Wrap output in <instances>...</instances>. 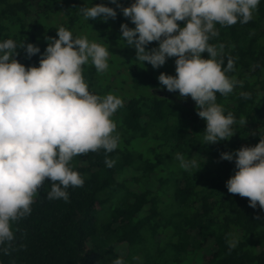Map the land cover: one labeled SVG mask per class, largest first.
Instances as JSON below:
<instances>
[{
  "label": "trees",
  "instance_id": "obj_1",
  "mask_svg": "<svg viewBox=\"0 0 264 264\" xmlns=\"http://www.w3.org/2000/svg\"><path fill=\"white\" fill-rule=\"evenodd\" d=\"M118 2L128 6L132 0ZM98 3L115 8L109 0H0V40L31 42L43 52L45 37H56L63 26L108 47L112 68L98 73L89 61L82 74L89 91L123 100L112 117L117 148L72 158L84 183L69 186L67 200L49 199L46 180L29 214L10 221L13 239L0 243V264H111L117 257L125 264H264V211L227 191L235 165L219 159L221 152L254 146L264 131V0L251 20L217 24L218 34L209 40L222 68L233 60L226 75L240 81L216 96L235 118L234 134L211 144L203 141L205 122L195 102L159 85L161 72L175 75V57L155 69L135 60L119 27L134 25L119 9L107 21L78 13L82 4ZM17 50L18 62L38 66L39 54L27 58L23 48ZM110 76L119 84L102 83ZM177 154L195 159L196 166L181 168Z\"/></svg>",
  "mask_w": 264,
  "mask_h": 264
},
{
  "label": "clouds",
  "instance_id": "obj_2",
  "mask_svg": "<svg viewBox=\"0 0 264 264\" xmlns=\"http://www.w3.org/2000/svg\"><path fill=\"white\" fill-rule=\"evenodd\" d=\"M260 0H132L128 6L109 0L82 4L78 13L85 19H115L116 9L134 25L120 24L125 45L135 49V60L154 69L174 59L175 75L161 72L157 80L163 89L190 97L198 117L205 122L203 141L207 144L229 139L235 118L216 103L217 93L226 95L240 83L226 75L233 60L217 59L216 25L244 24L252 19ZM183 21V26L178 22ZM56 37H45L41 52L34 43L17 45L13 39L0 40V243L11 241L10 221L30 212L33 196L47 180L49 199H68L69 186H81L84 179L70 161L79 154L103 148H117L119 134L113 114L123 106L120 96H103L89 91L82 66L89 61L98 73L108 69V47L86 36H74L63 26ZM157 46L146 48L150 42ZM220 49L223 45L219 46ZM23 48L26 57L39 54L38 66L27 67L15 57ZM207 53V58L201 53ZM247 96V93H241ZM245 123V121H241ZM234 161V173L225 181L229 193L248 198L255 209L264 211V131L254 146L219 154ZM179 166L190 169L196 160L177 154ZM105 163L111 166L107 159ZM111 264H125L117 257Z\"/></svg>",
  "mask_w": 264,
  "mask_h": 264
},
{
  "label": "rangeland",
  "instance_id": "obj_3",
  "mask_svg": "<svg viewBox=\"0 0 264 264\" xmlns=\"http://www.w3.org/2000/svg\"><path fill=\"white\" fill-rule=\"evenodd\" d=\"M82 34L84 35V36H86L85 35V33L82 31ZM89 40H91V41H93V39L88 35V36H86ZM91 38V39H90ZM110 57H111V54H110V56L108 57V61L110 60ZM108 68H112V65H110L109 63H108ZM104 78V77H103ZM103 84H111V83H114V84H119L117 81H116V78L115 77H111L110 76V78H109V80H105V81H103L102 82Z\"/></svg>",
  "mask_w": 264,
  "mask_h": 264
}]
</instances>
